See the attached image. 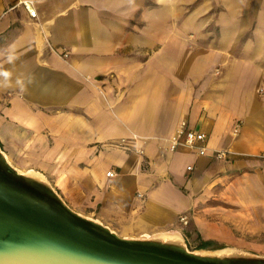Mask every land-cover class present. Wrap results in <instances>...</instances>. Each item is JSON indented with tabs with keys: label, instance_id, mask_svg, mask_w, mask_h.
I'll use <instances>...</instances> for the list:
<instances>
[{
	"label": "crops",
	"instance_id": "0c3cea01",
	"mask_svg": "<svg viewBox=\"0 0 264 264\" xmlns=\"http://www.w3.org/2000/svg\"><path fill=\"white\" fill-rule=\"evenodd\" d=\"M24 1L0 0L10 162L120 236L264 252V0ZM183 121L206 154L169 150Z\"/></svg>",
	"mask_w": 264,
	"mask_h": 264
},
{
	"label": "water",
	"instance_id": "95a60500",
	"mask_svg": "<svg viewBox=\"0 0 264 264\" xmlns=\"http://www.w3.org/2000/svg\"><path fill=\"white\" fill-rule=\"evenodd\" d=\"M0 264H264V255L189 249L179 233L120 236L74 210L41 172L17 168L0 146Z\"/></svg>",
	"mask_w": 264,
	"mask_h": 264
},
{
	"label": "built area",
	"instance_id": "2783aa9c",
	"mask_svg": "<svg viewBox=\"0 0 264 264\" xmlns=\"http://www.w3.org/2000/svg\"><path fill=\"white\" fill-rule=\"evenodd\" d=\"M33 3L34 2L32 0H25L23 2L25 8L28 10L30 16L32 17L36 16V10L33 6ZM63 55L65 56L66 53H63ZM179 147H184L189 150L195 151L200 155L206 154L208 151V148L206 146V133L190 129L187 127L186 122H181L178 129L171 136L168 148L169 150L174 151L177 150ZM212 151L213 157L218 160L224 159L230 153L227 150L221 149ZM261 158L264 159V155H262ZM113 173V170H109L106 174L110 176ZM178 219L182 224L188 223V217L186 214L180 215Z\"/></svg>",
	"mask_w": 264,
	"mask_h": 264
},
{
	"label": "rangeland",
	"instance_id": "374dc122",
	"mask_svg": "<svg viewBox=\"0 0 264 264\" xmlns=\"http://www.w3.org/2000/svg\"><path fill=\"white\" fill-rule=\"evenodd\" d=\"M199 15V14H198ZM191 28H194V25L191 26ZM205 32V37L206 40H208L209 38H213L217 35V29L214 28V27H210V28H206L204 30ZM191 35V34H190ZM185 240L187 242V245L189 247V249H196L198 244H199V240L197 238H186L185 237ZM252 246V243L249 242V240H245L244 242H241V241H234L232 243H215L214 246L212 247H209L208 249H217V248H222V247H232V248H237V249H240V250H246V251H251V252H254V253H257V254H260V255H264V252H257L251 248Z\"/></svg>",
	"mask_w": 264,
	"mask_h": 264
},
{
	"label": "trees",
	"instance_id": "16d2710c",
	"mask_svg": "<svg viewBox=\"0 0 264 264\" xmlns=\"http://www.w3.org/2000/svg\"><path fill=\"white\" fill-rule=\"evenodd\" d=\"M214 245H215V242L214 241H210V240H208V241H201L198 244L197 248H209V247H212Z\"/></svg>",
	"mask_w": 264,
	"mask_h": 264
},
{
	"label": "bare ground",
	"instance_id": "6f19581e",
	"mask_svg": "<svg viewBox=\"0 0 264 264\" xmlns=\"http://www.w3.org/2000/svg\"><path fill=\"white\" fill-rule=\"evenodd\" d=\"M175 237H177V236L175 235Z\"/></svg>",
	"mask_w": 264,
	"mask_h": 264
}]
</instances>
